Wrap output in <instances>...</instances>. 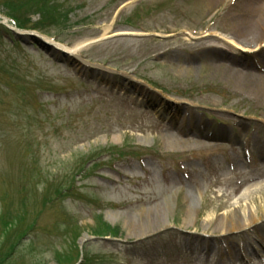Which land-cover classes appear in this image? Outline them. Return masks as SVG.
<instances>
[{"label":"rangeland","instance_id":"obj_1","mask_svg":"<svg viewBox=\"0 0 264 264\" xmlns=\"http://www.w3.org/2000/svg\"><path fill=\"white\" fill-rule=\"evenodd\" d=\"M2 1L0 258L16 243L3 264H264V103L225 74L234 16L202 0H58L34 31L152 89L122 93L43 56ZM97 215L121 234L92 235Z\"/></svg>","mask_w":264,"mask_h":264},{"label":"bare ground","instance_id":"obj_2","mask_svg":"<svg viewBox=\"0 0 264 264\" xmlns=\"http://www.w3.org/2000/svg\"><path fill=\"white\" fill-rule=\"evenodd\" d=\"M206 10L216 13V11L224 10L223 15L234 16L229 28L234 30L229 36H219L220 41L233 49L234 54L229 62L231 71H225L228 78L234 80L239 86L245 87L256 96V100L264 103V0H202ZM215 26V23L209 24ZM210 34V33H209ZM53 42L50 39H47ZM92 40H87L77 44L71 52L78 55L82 48L90 45ZM54 43V42H53ZM57 46L59 44L54 43ZM61 47V46H60ZM244 53L250 57L253 62L241 61ZM146 122V119H140ZM165 136V132L159 133ZM171 144L179 143L174 137H168ZM200 143H207L201 141ZM255 144L264 152V140L256 138ZM261 177L252 180L250 186L260 185ZM172 196V195H171ZM171 198V197H167ZM193 206L197 205V197L191 200Z\"/></svg>","mask_w":264,"mask_h":264},{"label":"trees","instance_id":"obj_3","mask_svg":"<svg viewBox=\"0 0 264 264\" xmlns=\"http://www.w3.org/2000/svg\"><path fill=\"white\" fill-rule=\"evenodd\" d=\"M58 0H3L2 6L6 10L5 15L8 16L11 20H13L17 27L21 29H32L37 31H42L46 27V20L47 18L50 19L49 14L52 12V10H56ZM38 14V20L36 23H30L29 15L31 14ZM30 24V25H28ZM2 31L0 30V35H2ZM10 41L14 42V45H20L19 41L15 39H10ZM43 56L45 55L48 57L47 54H45L42 50H39ZM52 62H55L53 59L48 57ZM57 193L60 195L61 193L57 191ZM97 219H99V222L97 225H95L92 230L91 234L96 236H111V237H118L121 234V228L118 225H110L106 222H104L101 219L100 215L96 216ZM24 232L18 236L17 243L22 239ZM15 244H11L9 248H11L9 251L14 249ZM9 251L3 254L0 258V264H3L6 261V257L9 256ZM75 255L77 254V249L75 250ZM73 255L72 253L66 254L61 253L58 254L56 261L58 264H73ZM86 259V256H84Z\"/></svg>","mask_w":264,"mask_h":264},{"label":"water","instance_id":"obj_4","mask_svg":"<svg viewBox=\"0 0 264 264\" xmlns=\"http://www.w3.org/2000/svg\"><path fill=\"white\" fill-rule=\"evenodd\" d=\"M18 30L22 31L20 29ZM25 33L36 42V45L40 48L39 50H42L45 54H47L54 61H57V62L66 61L69 64V66H71L72 68H74V66H76L77 64L84 63V66L88 68L90 71L97 70L99 73L111 74L113 76V79L116 80V82L118 83L119 87L123 88V90L120 89L122 92H126V85L131 86V87H136V86L143 87V88L146 87L147 91L149 90L152 92L151 88L144 86L143 84H139L138 82L130 79L124 72L116 71L113 69H108V67L104 65H101L99 63H92L88 60L81 61L79 58L72 55L70 52L62 49L60 46L55 45L53 42L48 41L47 37L39 34L38 32L25 31ZM143 35L160 37V38L164 37V36H159L156 34H143ZM16 37L18 40H20L23 43L21 34H17ZM107 82L108 81H106L105 84H107ZM153 91L154 93H156V90L153 89Z\"/></svg>","mask_w":264,"mask_h":264}]
</instances>
